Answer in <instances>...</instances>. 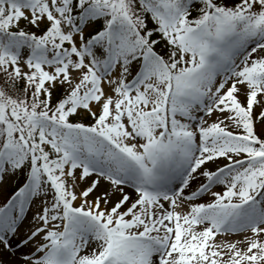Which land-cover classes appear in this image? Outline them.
Instances as JSON below:
<instances>
[{
	"label": "snow or ice",
	"instance_id": "1",
	"mask_svg": "<svg viewBox=\"0 0 264 264\" xmlns=\"http://www.w3.org/2000/svg\"><path fill=\"white\" fill-rule=\"evenodd\" d=\"M8 192L0 264H264V0H0Z\"/></svg>",
	"mask_w": 264,
	"mask_h": 264
},
{
	"label": "rangeland",
	"instance_id": "2",
	"mask_svg": "<svg viewBox=\"0 0 264 264\" xmlns=\"http://www.w3.org/2000/svg\"><path fill=\"white\" fill-rule=\"evenodd\" d=\"M12 184L15 185V181H13ZM7 194H10V192L5 193V194H0V202L4 201L5 195H7ZM30 216H31V213H29V218H30ZM25 223H27V221Z\"/></svg>",
	"mask_w": 264,
	"mask_h": 264
}]
</instances>
